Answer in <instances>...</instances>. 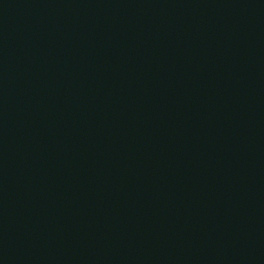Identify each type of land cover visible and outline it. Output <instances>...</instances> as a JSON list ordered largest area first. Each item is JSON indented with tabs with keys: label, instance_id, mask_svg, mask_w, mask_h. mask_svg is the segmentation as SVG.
<instances>
[{
	"label": "water",
	"instance_id": "95a60500",
	"mask_svg": "<svg viewBox=\"0 0 264 264\" xmlns=\"http://www.w3.org/2000/svg\"><path fill=\"white\" fill-rule=\"evenodd\" d=\"M0 264H264V0H0Z\"/></svg>",
	"mask_w": 264,
	"mask_h": 264
}]
</instances>
